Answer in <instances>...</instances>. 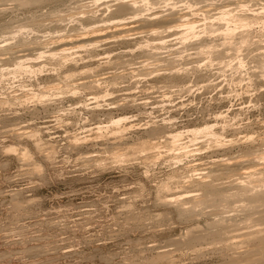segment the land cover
Wrapping results in <instances>:
<instances>
[{
  "label": "clouds",
  "instance_id": "9594fccd",
  "mask_svg": "<svg viewBox=\"0 0 264 264\" xmlns=\"http://www.w3.org/2000/svg\"><path fill=\"white\" fill-rule=\"evenodd\" d=\"M26 6L0 27V264H264V0Z\"/></svg>",
  "mask_w": 264,
  "mask_h": 264
},
{
  "label": "rangeland",
  "instance_id": "374dc122",
  "mask_svg": "<svg viewBox=\"0 0 264 264\" xmlns=\"http://www.w3.org/2000/svg\"><path fill=\"white\" fill-rule=\"evenodd\" d=\"M17 4V5H16ZM14 14H0V27L4 26L9 21L11 16L13 19L23 16L27 12V7H22L19 2H13ZM10 226L6 214L0 211V232L7 231ZM45 235H48L46 232ZM4 243V238L0 237V244ZM29 254L33 257H39L41 264H75L74 254L69 253L65 255L51 254L45 251L42 243L33 241L29 244ZM80 264H91V255L87 254L80 259Z\"/></svg>",
  "mask_w": 264,
  "mask_h": 264
},
{
  "label": "bare ground",
  "instance_id": "6f19581e",
  "mask_svg": "<svg viewBox=\"0 0 264 264\" xmlns=\"http://www.w3.org/2000/svg\"><path fill=\"white\" fill-rule=\"evenodd\" d=\"M13 2H19V5H20V6H22V7H23V6H24V7H27V6H26V0H13ZM16 5H17V4H16Z\"/></svg>",
  "mask_w": 264,
  "mask_h": 264
}]
</instances>
